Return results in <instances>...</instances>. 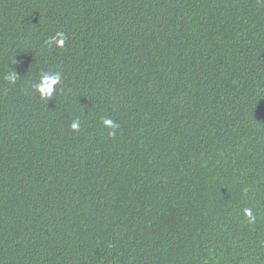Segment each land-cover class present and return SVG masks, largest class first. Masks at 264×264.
I'll list each match as a JSON object with an SVG mask.
<instances>
[{
    "label": "trees",
    "instance_id": "obj_1",
    "mask_svg": "<svg viewBox=\"0 0 264 264\" xmlns=\"http://www.w3.org/2000/svg\"><path fill=\"white\" fill-rule=\"evenodd\" d=\"M0 264H264V0H0Z\"/></svg>",
    "mask_w": 264,
    "mask_h": 264
},
{
    "label": "clouds",
    "instance_id": "obj_2",
    "mask_svg": "<svg viewBox=\"0 0 264 264\" xmlns=\"http://www.w3.org/2000/svg\"><path fill=\"white\" fill-rule=\"evenodd\" d=\"M66 37L63 32H57L55 36L49 37L48 40L45 42L49 47L58 46L63 47L65 43ZM18 74L12 70L6 76V79L10 82L15 84L18 79ZM62 80L61 74L59 72H45L40 75L39 80L33 85L36 92L42 99H49L54 96L57 91L56 85L60 84ZM102 123L107 128L110 129L108 134L110 136H115L116 132L115 129L119 127L114 121L109 118H102ZM70 128L73 131H79L80 129V120L76 118L70 124ZM244 215L248 218L249 223H255L256 216L253 214L251 208H245L243 210Z\"/></svg>",
    "mask_w": 264,
    "mask_h": 264
}]
</instances>
